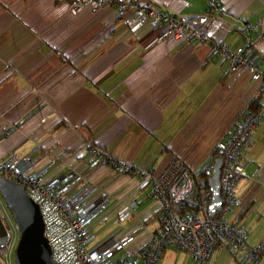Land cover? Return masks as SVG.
<instances>
[{"label":"crops","instance_id":"obj_1","mask_svg":"<svg viewBox=\"0 0 264 264\" xmlns=\"http://www.w3.org/2000/svg\"><path fill=\"white\" fill-rule=\"evenodd\" d=\"M72 1L0 0V160L31 157L37 170L56 161L44 175L47 181L84 175L75 193L97 189L93 198L102 191L108 195L107 208L89 227L93 244L121 239L144 225L128 247L137 249L159 231L160 204L134 174L105 166L91 170L90 145L157 174L180 160L198 178L212 167L218 144L252 110L260 85L213 58L208 44L173 38L153 43L149 23L134 31L120 22L114 6L72 15ZM148 1L177 16L220 18L215 39L233 48L256 45L264 67V0H216L225 12L213 11L210 0ZM241 163L247 173L237 188L241 215L255 208L241 221L262 213L254 226L245 225L243 249L220 248L208 264H248L247 250L264 242V232L254 234L264 218V118ZM128 206L133 215L116 223ZM170 250L175 249H166L160 264Z\"/></svg>","mask_w":264,"mask_h":264},{"label":"built area","instance_id":"obj_2","mask_svg":"<svg viewBox=\"0 0 264 264\" xmlns=\"http://www.w3.org/2000/svg\"><path fill=\"white\" fill-rule=\"evenodd\" d=\"M209 3L213 11L225 12L216 0H210ZM107 6H114L120 22L128 24L134 31L149 23L155 36L153 43L173 38L176 41L208 44L213 58L227 62L235 73H249L252 80L259 83L264 98V67L256 45L245 44L233 48L217 41L215 32L223 22L220 18L172 15L147 0H73L68 5V11L77 15L86 7L97 12ZM127 14L131 15L130 20L126 18ZM263 110L264 105L259 110L248 111L228 138L217 146L216 152L223 158L221 190L224 204L222 212L215 218L211 217L209 210L211 193L208 190L201 191L205 192L204 195L198 193L199 181L182 161L174 160L157 174L154 169L136 168L90 145L91 170L105 166L134 174L150 186L151 198L160 204L159 231L137 249L128 247L144 225L121 239L108 238L98 245L93 244L89 227L107 208L108 195L102 191L98 198H93L97 189H84L75 193V189L86 180L84 175L74 173L47 181L44 175L56 161L37 170L36 159L13 156L0 160V177L24 186L29 197L39 206L45 237L57 264H158L168 248L188 254L193 264H208L218 249L224 247L236 253L247 244L249 232L240 218L243 202L237 194V188L247 176L241 163L242 153L250 143L252 133L263 121ZM63 157L64 154L57 160ZM211 172V166L204 168L206 175L210 176ZM190 198L199 203L198 209L182 212L181 209ZM132 215L133 208L125 207L115 222L123 223ZM0 218L9 235L8 243L4 247L0 246V260L3 264H16L15 251L20 234L1 194ZM261 261H264V242L248 249L246 255L248 264Z\"/></svg>","mask_w":264,"mask_h":264},{"label":"water","instance_id":"obj_3","mask_svg":"<svg viewBox=\"0 0 264 264\" xmlns=\"http://www.w3.org/2000/svg\"><path fill=\"white\" fill-rule=\"evenodd\" d=\"M222 166L223 158L217 156L212 165L211 175L198 184L199 190H208L211 193L209 210L212 218L222 212L224 204L221 190ZM0 194L11 212L20 234L15 251L16 264H57L45 237V225L40 208L29 197L25 187L0 177ZM184 207L198 209L199 203L194 198H190ZM8 241V232L0 218V246L4 247ZM0 264H3L1 260Z\"/></svg>","mask_w":264,"mask_h":264},{"label":"rangeland","instance_id":"obj_4","mask_svg":"<svg viewBox=\"0 0 264 264\" xmlns=\"http://www.w3.org/2000/svg\"><path fill=\"white\" fill-rule=\"evenodd\" d=\"M201 194L204 195L205 192H201ZM254 210H255V208L251 211L250 214H252V212ZM261 213H262L261 209H259L257 211V213L255 212L254 213L255 216H254L253 220H248V217H247V219H245V221H244V225L247 224L249 228L252 227V226H254L255 225V219H258V217H259V215ZM104 229H105V225H103L102 227H99L95 231V234L98 236L100 233L103 232ZM263 232H264V218H263V221H261V223L259 224L258 229L255 230V233L254 234L255 235L256 234L261 235ZM165 259H166V264H189V258H188V256L185 253H183V252H178V251H175V250H170L169 253L167 254V256L165 257ZM158 264H160V263H158Z\"/></svg>","mask_w":264,"mask_h":264},{"label":"trees","instance_id":"obj_5","mask_svg":"<svg viewBox=\"0 0 264 264\" xmlns=\"http://www.w3.org/2000/svg\"><path fill=\"white\" fill-rule=\"evenodd\" d=\"M263 97V94L261 93L260 96L255 99L251 104H250V108L252 110H259L261 108V99ZM218 156V153L217 152H214V154L212 155V158H211V163L213 162V160ZM199 179H203V180H206L208 178V175H206L204 173V169L203 171L199 174L198 176ZM198 178H196V181H198ZM201 191L198 190V193H200ZM193 209L192 208H189V207H183L181 209L182 212H188V211H192ZM250 208H248L242 215H241V219H244L245 216L248 214Z\"/></svg>","mask_w":264,"mask_h":264}]
</instances>
